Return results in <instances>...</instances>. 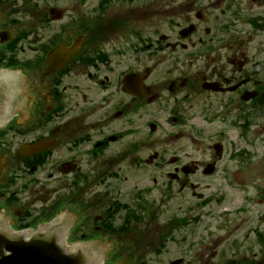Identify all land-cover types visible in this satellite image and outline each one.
Listing matches in <instances>:
<instances>
[{"label":"flooded vegetation","instance_id":"flooded-vegetation-1","mask_svg":"<svg viewBox=\"0 0 264 264\" xmlns=\"http://www.w3.org/2000/svg\"><path fill=\"white\" fill-rule=\"evenodd\" d=\"M0 41L11 229L66 210L102 264H264V0H0Z\"/></svg>","mask_w":264,"mask_h":264},{"label":"water","instance_id":"water-1","mask_svg":"<svg viewBox=\"0 0 264 264\" xmlns=\"http://www.w3.org/2000/svg\"><path fill=\"white\" fill-rule=\"evenodd\" d=\"M8 84L5 77H0V103ZM74 250V254H66L52 225L41 229L28 243L0 225V264H87L86 246L77 245Z\"/></svg>","mask_w":264,"mask_h":264},{"label":"rangeland","instance_id":"rangeland-1","mask_svg":"<svg viewBox=\"0 0 264 264\" xmlns=\"http://www.w3.org/2000/svg\"><path fill=\"white\" fill-rule=\"evenodd\" d=\"M207 184L209 185V189H208V191L207 192H215L216 191V181H207ZM159 191V190H158ZM158 193V192H157ZM159 197H158V201H159ZM86 201H87V199H85ZM196 202V200L195 199H193L192 197H191V194H190V192H188V199H187V202H186V204H181L182 205V207H184V206H189L190 208H189V212L187 213V216H189V217H192V216H196V211H191V206L194 204ZM172 205V210H171V208L169 209V211H168V217H160L161 219H165V218H169V216L172 214V215H175V214H177V215H183L184 213H182V212H178V211H176L175 209L177 208V206L179 205V204H176V201H174L173 202V204H171ZM82 212H83V214H86V213H88V210H82ZM214 230H216V231H218V228H213V227H211V228H209L208 229V231H206V230H203L202 229V226H199V225H194V226H189L188 228H187V231H188V235L189 236H201V235H207V233L209 232V231H212V235H215L216 233L214 232ZM174 254V253H173ZM172 254V255H173ZM169 258L171 257V256H168Z\"/></svg>","mask_w":264,"mask_h":264}]
</instances>
